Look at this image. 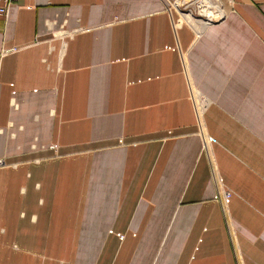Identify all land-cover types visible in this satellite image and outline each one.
<instances>
[{"label":"crops","instance_id":"obj_1","mask_svg":"<svg viewBox=\"0 0 264 264\" xmlns=\"http://www.w3.org/2000/svg\"><path fill=\"white\" fill-rule=\"evenodd\" d=\"M175 3L0 14V264H264V0Z\"/></svg>","mask_w":264,"mask_h":264},{"label":"built area","instance_id":"obj_2","mask_svg":"<svg viewBox=\"0 0 264 264\" xmlns=\"http://www.w3.org/2000/svg\"><path fill=\"white\" fill-rule=\"evenodd\" d=\"M19 0H0V14L6 15L8 12V8L12 3L18 2ZM178 0H176L175 5L179 7L180 9L184 10L185 15L195 16L197 17H203L206 18V20H216L223 16L222 9L218 7L217 0H179L180 2L177 3ZM182 7V8H181ZM213 11V12H222V14L217 18L209 17L207 14H205V10ZM197 11V16L193 13V11ZM2 161L0 160V165ZM228 195V193H226Z\"/></svg>","mask_w":264,"mask_h":264},{"label":"rangeland","instance_id":"obj_3","mask_svg":"<svg viewBox=\"0 0 264 264\" xmlns=\"http://www.w3.org/2000/svg\"><path fill=\"white\" fill-rule=\"evenodd\" d=\"M182 8V7H181ZM176 9L178 10V13L181 15V17H184V20L186 19V20H188L189 21V17H190V15H187V14H189V13H187L186 15H185V12H184V10H182V9H180L179 7H177L176 6ZM191 11H193V13L197 16V11H195V10H191ZM192 17V16H191ZM194 18H196L195 16H193ZM182 19V18H181ZM197 19V18H196ZM183 20V19H182ZM202 20V19H201ZM193 22V21H192ZM191 25H194V24H192L191 23ZM196 106H197V104H196ZM0 160L2 161V163H1V165H0V167H3V166H5V163H4V159L3 158H0Z\"/></svg>","mask_w":264,"mask_h":264},{"label":"bare ground","instance_id":"obj_4","mask_svg":"<svg viewBox=\"0 0 264 264\" xmlns=\"http://www.w3.org/2000/svg\"><path fill=\"white\" fill-rule=\"evenodd\" d=\"M178 2H180V1L178 0L177 3ZM205 14H207L209 17L217 18V17H219L222 14V12L221 11L220 12H213V11L211 12V11L206 9L205 10ZM182 19L184 20V17H182ZM188 19H189V22L192 23V19H195V18L193 16L192 17L190 16Z\"/></svg>","mask_w":264,"mask_h":264}]
</instances>
